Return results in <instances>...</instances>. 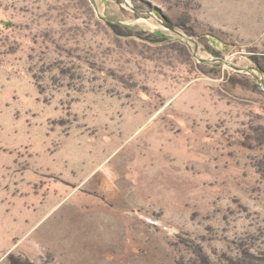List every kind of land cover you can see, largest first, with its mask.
Masks as SVG:
<instances>
[{"label": "rangeland", "instance_id": "374dc122", "mask_svg": "<svg viewBox=\"0 0 264 264\" xmlns=\"http://www.w3.org/2000/svg\"><path fill=\"white\" fill-rule=\"evenodd\" d=\"M0 264H264V0H0Z\"/></svg>", "mask_w": 264, "mask_h": 264}]
</instances>
